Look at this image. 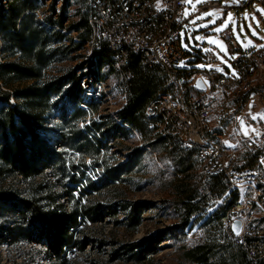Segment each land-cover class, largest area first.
Segmentation results:
<instances>
[{
	"label": "trees",
	"instance_id": "1",
	"mask_svg": "<svg viewBox=\"0 0 264 264\" xmlns=\"http://www.w3.org/2000/svg\"><path fill=\"white\" fill-rule=\"evenodd\" d=\"M47 1L0 0V239L9 243L11 239L33 240L27 230L12 228L14 223L17 227L30 225L31 229L44 225L49 260L69 264L70 252L76 249L84 253L90 241L79 238V229L105 221L104 215L118 227L137 231L147 207L127 203L123 190L147 150L136 148L124 163H119L116 154L110 156L113 148L123 147L136 131L146 147L166 153L174 162L176 171L170 174L165 191L176 212V229L184 231L195 223L202 225L201 238L182 246L179 264H251L222 223L240 192L227 193L228 184L215 177L209 182L210 195H203L200 187L205 177L198 148H185L177 137L149 128L148 108L160 95L175 93L166 73L145 65L141 56L133 52H129L124 74L116 73L108 43L97 41L92 55L87 52V45L94 40L90 24L92 0H51L49 6ZM105 64L119 76L120 87L126 86L127 102L117 113V120L102 117L99 123L93 122L90 128L94 140L77 124L89 113L81 108L85 82H103ZM186 93L200 100L203 97L192 86H187ZM70 106L74 109L72 115L66 111ZM89 107L93 112L100 110V104ZM53 110L60 112L63 123L55 145L44 135L47 117ZM69 152L75 156L68 157ZM87 158L105 169L100 185L89 179V187L100 195L106 194L108 205L91 200L82 204L74 195L77 189L70 185L80 182L74 172L79 167L85 171ZM238 168L255 169L254 161ZM49 171L57 183L48 180ZM12 179L22 180L24 189L14 188ZM57 184L63 194L55 191ZM92 193L86 192L90 197ZM224 195L222 208L210 213L211 201ZM123 214L125 223L119 221ZM99 243L116 245L112 240ZM158 243L154 239L125 244L110 253L109 261L150 264L158 252Z\"/></svg>",
	"mask_w": 264,
	"mask_h": 264
},
{
	"label": "rangeland",
	"instance_id": "2",
	"mask_svg": "<svg viewBox=\"0 0 264 264\" xmlns=\"http://www.w3.org/2000/svg\"><path fill=\"white\" fill-rule=\"evenodd\" d=\"M200 1L206 2L207 0ZM243 1L222 0L223 4L231 6L229 12L225 9L207 10L203 16L198 15L194 19L191 30L185 28L182 30V47L189 56L177 64L178 68L188 71H207L216 68L220 69L218 70L220 74L237 73L235 63L239 59L241 51L244 50L250 54L252 51L261 48V45H264V39H262L264 38V14L260 11L264 10V5L258 4L255 8L245 10L234 8ZM50 4L51 0H48L46 5L49 6ZM191 4L193 10L200 7L195 0H192ZM60 6L61 4H59ZM206 13H212V15H205ZM230 27H232L240 45V51L233 50L222 37L224 31ZM216 29H220V31ZM253 31L256 32V35H253ZM92 50V46L87 45L89 56L92 55ZM203 53H213L216 56V64L203 59ZM102 72L105 80L101 92L102 94L107 92L108 98L103 100L98 113L93 112L83 101L81 108L89 111V113L84 121L77 124L79 130L87 133L94 140L95 137L90 128L93 126V122L99 123L102 117L117 120V113L127 102V96L121 94L119 76L110 71L108 64L104 65ZM201 93L203 94L201 100L208 104L212 131L222 134V141L230 149V154L236 157L238 166L241 167L249 161H254L255 170L261 175L259 186L264 187V118H262L264 117V107L257 97L236 100L226 96L222 89L214 88L209 94ZM93 95H96V90L93 91ZM66 111L68 115L74 113L71 106ZM47 118V132L44 135L55 145L57 134L63 128L60 112L53 110ZM245 132H247V135H245ZM138 147L146 148L147 153L142 156L140 165L135 167L134 173L130 176V184L123 190V196L127 203L147 207L142 217L141 226L137 231H132L131 228L123 225L118 227L108 215H104L105 221L103 222L88 223L87 226H82L79 229V238L89 239L90 241H88L84 253L76 249L70 252L69 264H116L109 261V255L115 249H122L125 244L154 239L159 241L158 252L153 255V259L149 263L179 264L182 246L195 243L203 235L201 223H195L184 231L176 229V212L171 197L165 191L166 184L171 177L170 174L176 171V167L173 160L168 158L166 153L155 152L146 147L141 134L135 131L131 138L123 143V147L113 148L110 156L113 157V154H116L114 156L119 163H124L130 160L134 150ZM71 156L75 155L69 152L68 157L71 158ZM76 157L80 158V155ZM85 163L87 164L85 171L81 169L82 167H79L80 169L74 172L80 182L76 185H70L77 189L74 192L75 197L81 200L82 204L89 203V200H91V202L108 205L109 198L106 194L100 195L98 192L91 191L92 189L89 187V179L100 185V179L105 176L104 167H101L98 163L95 164L91 158H87ZM76 164H79V162L76 161ZM99 164H102V162H99ZM82 171L85 172V177H83ZM48 180L51 183H57L56 177L52 175L51 171L48 172ZM10 183L20 191L24 189L22 180L12 179ZM55 191L58 194H63L58 184ZM232 191L228 189L227 193ZM86 192H93V196L90 197ZM241 195L240 192L239 199ZM225 197L226 195L217 200L213 199L209 212L212 213L218 208H222L225 204ZM119 221L125 223L127 221L126 216L124 214L120 215ZM15 224L17 223H14L12 228L27 230L31 233L33 240L14 241L11 239L9 243L0 239V264H53L48 258L45 247L46 238L44 233L46 226L41 225L38 228L31 229L30 225L27 227L23 224V227H17ZM6 235L7 233H4L3 237ZM111 240L116 242V245L101 246L99 243L100 241ZM97 241L99 242L97 243Z\"/></svg>",
	"mask_w": 264,
	"mask_h": 264
},
{
	"label": "built area",
	"instance_id": "3",
	"mask_svg": "<svg viewBox=\"0 0 264 264\" xmlns=\"http://www.w3.org/2000/svg\"><path fill=\"white\" fill-rule=\"evenodd\" d=\"M188 0H92L93 14L90 24L94 40L108 43L113 50V67L116 73L124 74L129 52L140 55L144 64L166 73L175 86V93L160 95L146 112L151 121L149 128L177 137L185 148L199 150L203 163L204 183L200 187L203 195H210L209 182L220 177L231 190L242 193L222 217L228 235L246 252L251 264H264V187L259 186L260 173L255 169H240L236 157L222 141V134L212 131L208 104L194 94L187 95V86L196 87L202 79L209 94L212 89H222L226 96L241 100L257 97L264 107V47L250 54L241 51L235 66L237 73L220 74L218 69L188 71L177 67L189 54L182 47L184 12ZM264 0H244L236 9L253 8ZM159 5V8H158ZM229 5L222 0H209L200 4L198 14L207 10L225 9ZM222 37L231 48H241L232 27L224 31ZM203 59L216 64L213 53H203ZM84 104H101L108 98L102 94L104 83L86 80ZM100 89V90H99ZM126 96V86L120 88ZM96 90V95L93 91ZM90 108V107H89ZM251 193V195H249ZM218 197H215L217 200ZM242 222V230L237 235L233 228L235 221Z\"/></svg>",
	"mask_w": 264,
	"mask_h": 264
},
{
	"label": "crops",
	"instance_id": "4",
	"mask_svg": "<svg viewBox=\"0 0 264 264\" xmlns=\"http://www.w3.org/2000/svg\"><path fill=\"white\" fill-rule=\"evenodd\" d=\"M195 1L197 2L198 6H200L201 3L205 2V1H200V0H195ZM207 1H209V0H207ZM191 3H192V0H190V2L187 3V6H186V9H185V12H184V28L186 30H191V27H192L191 24H192V22L199 15L198 14L199 7L196 9L197 11L196 10H193ZM256 6H258V4L255 5L253 8H255ZM241 10H245V9H241Z\"/></svg>",
	"mask_w": 264,
	"mask_h": 264
},
{
	"label": "water",
	"instance_id": "5",
	"mask_svg": "<svg viewBox=\"0 0 264 264\" xmlns=\"http://www.w3.org/2000/svg\"><path fill=\"white\" fill-rule=\"evenodd\" d=\"M200 85L199 87L197 86V85ZM196 87L200 90V91H204V90H206V85L204 84V82L202 81V79H198L197 81H196ZM236 226V230H234L235 231V233H236V231H239V234L241 233V230H242V222L241 221H235L234 223H233V226Z\"/></svg>",
	"mask_w": 264,
	"mask_h": 264
},
{
	"label": "snow or ice",
	"instance_id": "6",
	"mask_svg": "<svg viewBox=\"0 0 264 264\" xmlns=\"http://www.w3.org/2000/svg\"><path fill=\"white\" fill-rule=\"evenodd\" d=\"M188 2H190V0H188ZM158 8H159V5H158ZM260 11L262 12V14H264V10H260ZM205 15H212V13H206ZM229 17H230V14H229ZM216 30L217 31H220V29H216ZM253 35H256V32L255 31H253ZM197 39H199V38H197ZM262 39H264V38H262ZM249 43H251V41H249ZM260 47H264V45H261ZM218 70H220V69H218ZM197 86L199 87L200 85L198 84ZM262 118H264V117H262ZM253 119H255V117H253ZM241 124L243 125V121L242 120H241ZM245 135H247V132H245ZM233 228H234V230H236V226L235 225L233 226ZM236 234L239 235V231H236Z\"/></svg>",
	"mask_w": 264,
	"mask_h": 264
}]
</instances>
